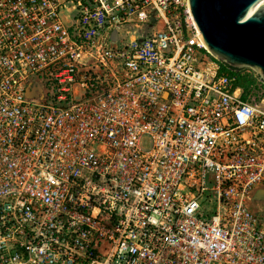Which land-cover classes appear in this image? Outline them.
Wrapping results in <instances>:
<instances>
[{
	"label": "built area",
	"instance_id": "1",
	"mask_svg": "<svg viewBox=\"0 0 264 264\" xmlns=\"http://www.w3.org/2000/svg\"><path fill=\"white\" fill-rule=\"evenodd\" d=\"M0 264H264V99L188 0H0Z\"/></svg>",
	"mask_w": 264,
	"mask_h": 264
},
{
	"label": "water",
	"instance_id": "2",
	"mask_svg": "<svg viewBox=\"0 0 264 264\" xmlns=\"http://www.w3.org/2000/svg\"><path fill=\"white\" fill-rule=\"evenodd\" d=\"M258 1L188 0L201 37L215 58L254 70L264 83V3L250 13Z\"/></svg>",
	"mask_w": 264,
	"mask_h": 264
},
{
	"label": "trees",
	"instance_id": "3",
	"mask_svg": "<svg viewBox=\"0 0 264 264\" xmlns=\"http://www.w3.org/2000/svg\"><path fill=\"white\" fill-rule=\"evenodd\" d=\"M221 71L228 73L233 80L234 87L241 89L242 98L260 100L261 90H264V83L260 76L250 68H236L232 67L223 61L218 60Z\"/></svg>",
	"mask_w": 264,
	"mask_h": 264
},
{
	"label": "rangeland",
	"instance_id": "4",
	"mask_svg": "<svg viewBox=\"0 0 264 264\" xmlns=\"http://www.w3.org/2000/svg\"><path fill=\"white\" fill-rule=\"evenodd\" d=\"M262 3H264V1ZM32 90H35V88H33ZM27 95H29V90H27ZM261 97H262L261 99H264V90L263 91L261 90ZM262 198H263V192L262 191H257L253 197V199L255 200L254 202L259 204V205L261 204L260 201ZM260 207H261V205H260Z\"/></svg>",
	"mask_w": 264,
	"mask_h": 264
},
{
	"label": "bare ground",
	"instance_id": "5",
	"mask_svg": "<svg viewBox=\"0 0 264 264\" xmlns=\"http://www.w3.org/2000/svg\"><path fill=\"white\" fill-rule=\"evenodd\" d=\"M264 0H259L256 4L253 5V7L250 9V13L257 8L258 5H260Z\"/></svg>",
	"mask_w": 264,
	"mask_h": 264
}]
</instances>
